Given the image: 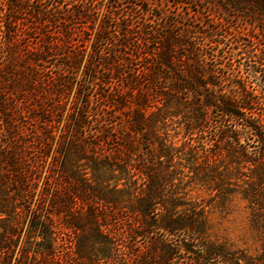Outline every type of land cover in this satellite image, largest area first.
<instances>
[{"label":"trees","instance_id":"1","mask_svg":"<svg viewBox=\"0 0 264 264\" xmlns=\"http://www.w3.org/2000/svg\"><path fill=\"white\" fill-rule=\"evenodd\" d=\"M96 1L1 0L0 264H264V45H228L236 75ZM205 1L264 26V0ZM238 203L253 252L213 235Z\"/></svg>","mask_w":264,"mask_h":264},{"label":"rangeland","instance_id":"2","mask_svg":"<svg viewBox=\"0 0 264 264\" xmlns=\"http://www.w3.org/2000/svg\"><path fill=\"white\" fill-rule=\"evenodd\" d=\"M96 2L100 8V16L106 11L107 14L114 12L126 20L138 18L140 22H145L148 28L174 24L177 31H187L186 29L190 28L189 30L193 32H199L196 33L198 43H202L207 38L212 42L225 43L222 52L224 62L231 64L236 75L245 76L246 59L243 55L236 57L228 45L234 44L237 38L245 42L250 41L254 46L264 45V26L246 23L233 15H224L217 10L216 6L205 0H97ZM1 9L0 0V22L3 13ZM142 18L145 20L143 21ZM99 21L100 17L96 21V28ZM190 194L198 201L205 202L208 199L207 193L202 190L192 189ZM209 210L213 235L216 238L235 248L250 252L256 249L248 232L246 213L242 203L233 206L228 214Z\"/></svg>","mask_w":264,"mask_h":264}]
</instances>
